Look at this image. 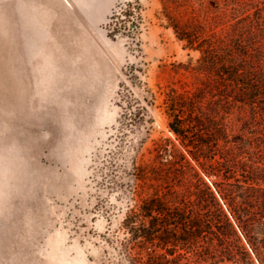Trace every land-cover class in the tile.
<instances>
[{
	"label": "rangeland",
	"instance_id": "374dc122",
	"mask_svg": "<svg viewBox=\"0 0 264 264\" xmlns=\"http://www.w3.org/2000/svg\"><path fill=\"white\" fill-rule=\"evenodd\" d=\"M259 8L264 0H0V264H129L133 165L176 139L166 94L203 77L180 31L224 36ZM247 99L264 171V103Z\"/></svg>",
	"mask_w": 264,
	"mask_h": 264
},
{
	"label": "trees",
	"instance_id": "16d2710c",
	"mask_svg": "<svg viewBox=\"0 0 264 264\" xmlns=\"http://www.w3.org/2000/svg\"><path fill=\"white\" fill-rule=\"evenodd\" d=\"M247 20L207 40L180 31L202 54L191 70L203 77L194 91L166 94L176 139L158 145L153 163L133 165L129 264H264V171L245 110L252 96L264 103V8ZM236 103L240 126L228 122Z\"/></svg>",
	"mask_w": 264,
	"mask_h": 264
}]
</instances>
